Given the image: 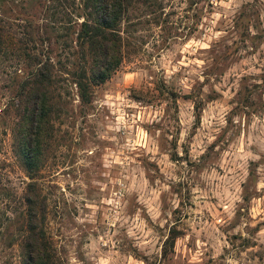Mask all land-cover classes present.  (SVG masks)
Instances as JSON below:
<instances>
[{
  "label": "rangeland",
  "instance_id": "1",
  "mask_svg": "<svg viewBox=\"0 0 264 264\" xmlns=\"http://www.w3.org/2000/svg\"><path fill=\"white\" fill-rule=\"evenodd\" d=\"M126 27L123 63L91 105L71 85L55 95L34 182L61 264H264V0H157ZM13 52L0 57V112L24 65ZM19 117L0 114V227L12 239L33 182ZM7 241L0 264H21Z\"/></svg>",
  "mask_w": 264,
  "mask_h": 264
},
{
  "label": "trees",
  "instance_id": "2",
  "mask_svg": "<svg viewBox=\"0 0 264 264\" xmlns=\"http://www.w3.org/2000/svg\"><path fill=\"white\" fill-rule=\"evenodd\" d=\"M156 8L157 0H0V57L12 60L15 51L19 66L24 64L11 79L14 97L0 112L14 108L20 116L18 156L33 181L28 185L27 221L19 227L17 239L0 227L8 248L19 241L21 264H61L39 220L45 217V207L34 182L42 166L43 145L53 129L55 95L71 85L81 103L91 105L95 88L108 82L123 63L124 34L129 32L124 24L130 22V13ZM24 71L25 79L15 87ZM196 112L200 118L199 106ZM180 234L171 230L164 256L174 250Z\"/></svg>",
  "mask_w": 264,
  "mask_h": 264
}]
</instances>
